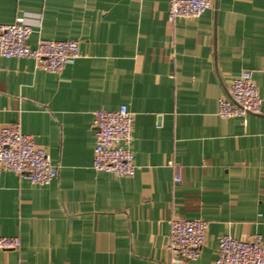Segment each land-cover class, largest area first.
Masks as SVG:
<instances>
[{
    "label": "crops",
    "instance_id": "obj_1",
    "mask_svg": "<svg viewBox=\"0 0 264 264\" xmlns=\"http://www.w3.org/2000/svg\"><path fill=\"white\" fill-rule=\"evenodd\" d=\"M169 0H0V22L26 15L40 38L77 39L60 73L0 56V126L19 123L57 175L39 185L0 175V236H19L0 264H177L169 219L202 218L195 260L212 264L223 234L264 239V0H212L197 18H168ZM249 70L257 113L217 114ZM133 113L135 172L92 167L93 112ZM175 176L181 180L176 181Z\"/></svg>",
    "mask_w": 264,
    "mask_h": 264
},
{
    "label": "built area",
    "instance_id": "obj_2",
    "mask_svg": "<svg viewBox=\"0 0 264 264\" xmlns=\"http://www.w3.org/2000/svg\"><path fill=\"white\" fill-rule=\"evenodd\" d=\"M212 0H169L168 18H197L210 8ZM32 24L26 15L11 23L0 22V56L29 57L38 67L60 73L64 66L78 57L77 39L40 38L34 47L27 39ZM262 99L249 70L233 77L228 95L218 99L217 114L222 117L257 113ZM95 145L92 167L115 176H132L135 172L132 143L133 113L126 104L116 109H99L93 112ZM11 171L43 185L56 177L57 171L44 147L37 145L31 134L22 132L19 123L0 126V175ZM180 181V176H175ZM167 248L173 253V263L184 264L195 260L206 241L208 223L202 218L186 219L172 216L169 219ZM19 236H0V249H16ZM18 264H27L19 261ZM212 264H264V239L259 234L233 237L223 234L218 240L217 255Z\"/></svg>",
    "mask_w": 264,
    "mask_h": 264
}]
</instances>
